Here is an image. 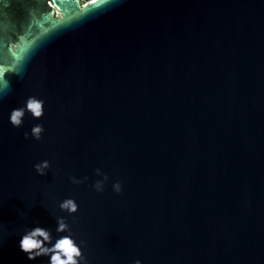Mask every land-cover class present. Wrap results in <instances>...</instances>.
Wrapping results in <instances>:
<instances>
[{"label": "water", "instance_id": "water-1", "mask_svg": "<svg viewBox=\"0 0 264 264\" xmlns=\"http://www.w3.org/2000/svg\"><path fill=\"white\" fill-rule=\"evenodd\" d=\"M81 2L0 0V60L35 42L0 100V264H47L19 240L56 216L88 264H264V0H124L65 25ZM30 95L45 115L14 128Z\"/></svg>", "mask_w": 264, "mask_h": 264}, {"label": "clouds", "instance_id": "clouds-1", "mask_svg": "<svg viewBox=\"0 0 264 264\" xmlns=\"http://www.w3.org/2000/svg\"><path fill=\"white\" fill-rule=\"evenodd\" d=\"M124 0H87L85 7L79 12L70 17L65 25L76 22L82 19L89 9L97 11H104L112 7H116L123 3ZM57 18L64 23V18L57 13ZM35 47V42H29L21 38L19 43H12L9 41L8 58L0 60V100L7 95V90L11 88L9 76L21 75L24 69L26 60L31 51ZM46 101L40 95H30L19 106L11 110L8 116L9 123L14 128H21L24 124V118L30 114L33 120H41L45 115ZM45 132L42 123L34 124L31 127L30 133L24 132V138L39 141ZM35 172L43 177L47 176L52 165L48 159L41 160L33 165ZM96 175L102 176V179H97L92 188L97 193H103L105 184L109 180L107 174L103 173L100 168H97ZM88 179L87 176L77 178L71 176V183L80 185ZM112 189L115 193L123 191V184L117 180L112 184ZM59 210L67 213L68 216L75 218V214L79 211V204L74 197H66L59 202ZM56 235L50 228L36 224L32 227L26 228L20 237L19 248L20 251L26 254L27 259L36 261L41 257L47 258V264H88L82 249L85 246L84 240H77L76 234L73 232L66 216H56ZM134 264H143L142 260L136 259Z\"/></svg>", "mask_w": 264, "mask_h": 264}, {"label": "rangeland", "instance_id": "rangeland-1", "mask_svg": "<svg viewBox=\"0 0 264 264\" xmlns=\"http://www.w3.org/2000/svg\"><path fill=\"white\" fill-rule=\"evenodd\" d=\"M82 5H85L87 3V0L81 2Z\"/></svg>", "mask_w": 264, "mask_h": 264}, {"label": "flooded vegetation", "instance_id": "flooded-vegetation-1", "mask_svg": "<svg viewBox=\"0 0 264 264\" xmlns=\"http://www.w3.org/2000/svg\"><path fill=\"white\" fill-rule=\"evenodd\" d=\"M59 14L61 15V13H59ZM54 16H57V12H56V14Z\"/></svg>", "mask_w": 264, "mask_h": 264}, {"label": "trees", "instance_id": "trees-1", "mask_svg": "<svg viewBox=\"0 0 264 264\" xmlns=\"http://www.w3.org/2000/svg\"><path fill=\"white\" fill-rule=\"evenodd\" d=\"M82 1H85V0H82Z\"/></svg>", "mask_w": 264, "mask_h": 264}]
</instances>
